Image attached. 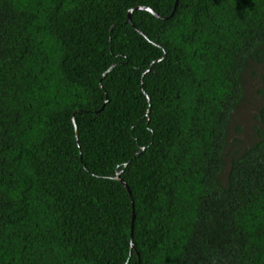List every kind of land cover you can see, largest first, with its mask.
Returning <instances> with one entry per match:
<instances>
[{
    "label": "trees",
    "instance_id": "16d2710c",
    "mask_svg": "<svg viewBox=\"0 0 264 264\" xmlns=\"http://www.w3.org/2000/svg\"><path fill=\"white\" fill-rule=\"evenodd\" d=\"M176 2L0 0V264H264V0Z\"/></svg>",
    "mask_w": 264,
    "mask_h": 264
},
{
    "label": "rangeland",
    "instance_id": "374dc122",
    "mask_svg": "<svg viewBox=\"0 0 264 264\" xmlns=\"http://www.w3.org/2000/svg\"><path fill=\"white\" fill-rule=\"evenodd\" d=\"M262 70V65L253 64L247 73L246 99L238 108L233 120L231 137L233 151L250 144L257 137V128L261 127L257 116L260 108L264 106V84L260 77ZM238 126L243 130L241 133L236 132Z\"/></svg>",
    "mask_w": 264,
    "mask_h": 264
},
{
    "label": "water",
    "instance_id": "95a60500",
    "mask_svg": "<svg viewBox=\"0 0 264 264\" xmlns=\"http://www.w3.org/2000/svg\"><path fill=\"white\" fill-rule=\"evenodd\" d=\"M179 2L180 0H177L176 2V8L175 10L178 8L179 6ZM135 10H148V11H151L152 13L156 14L155 11L152 9V8H149V7H145V6H138V7H135L133 9H131L130 13H129V22L132 21V13L135 11ZM157 15V14H156ZM158 16V15H157ZM118 178L125 184V186L128 188V190L130 191L131 195H132V191L129 187V185L122 179L121 175L119 174L118 175ZM135 220H136V214L134 213V217H133V232H134V226H135ZM132 239H133V235H132ZM133 245H134V241H133Z\"/></svg>",
    "mask_w": 264,
    "mask_h": 264
}]
</instances>
